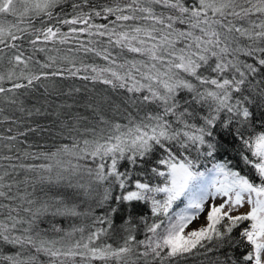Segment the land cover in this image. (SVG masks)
Wrapping results in <instances>:
<instances>
[{"label": "snow or ice", "instance_id": "6c2138e0", "mask_svg": "<svg viewBox=\"0 0 264 264\" xmlns=\"http://www.w3.org/2000/svg\"><path fill=\"white\" fill-rule=\"evenodd\" d=\"M0 264H264V0H0Z\"/></svg>", "mask_w": 264, "mask_h": 264}, {"label": "trees", "instance_id": "16d2710c", "mask_svg": "<svg viewBox=\"0 0 264 264\" xmlns=\"http://www.w3.org/2000/svg\"><path fill=\"white\" fill-rule=\"evenodd\" d=\"M69 83H72V81H69ZM75 83L80 84L82 82L81 81H75ZM47 147H52V145L51 144H48ZM77 223H79V221H77ZM69 224H70V222H64V225L63 226L67 228V227H69Z\"/></svg>", "mask_w": 264, "mask_h": 264}]
</instances>
